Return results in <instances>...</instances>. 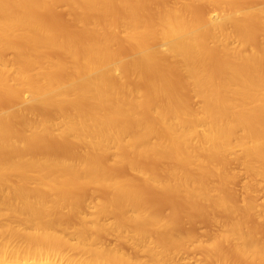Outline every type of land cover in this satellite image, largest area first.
Wrapping results in <instances>:
<instances>
[{
  "label": "bare ground",
  "instance_id": "6f19581e",
  "mask_svg": "<svg viewBox=\"0 0 264 264\" xmlns=\"http://www.w3.org/2000/svg\"><path fill=\"white\" fill-rule=\"evenodd\" d=\"M257 189L264 0H0V264H264Z\"/></svg>",
  "mask_w": 264,
  "mask_h": 264
},
{
  "label": "rangeland",
  "instance_id": "374dc122",
  "mask_svg": "<svg viewBox=\"0 0 264 264\" xmlns=\"http://www.w3.org/2000/svg\"><path fill=\"white\" fill-rule=\"evenodd\" d=\"M123 57H128L127 55H124ZM196 102V101H195ZM20 105H22V104H18V103H16V104H12V105H10V106H7V110H9V109H14V108H17L18 106H20ZM4 107H6V106H4ZM234 163V164H233ZM232 163V168H233V170H234V165H235V172H236V174H237V180L235 181V183H234V188L237 190V191H241V189L243 188L242 187V185L244 186V182H246L245 180H247V183L248 182H250L251 181V179L250 178H248V175L246 174V172L242 169V168H240L241 167V165L240 164H237L236 162H233ZM239 165V166H238ZM238 171V172H237ZM244 172H245V174H244ZM249 180V181H248ZM240 189V190H239ZM261 192V193H264V191L262 190V189H260V190H254L252 193V195L254 196V198L255 199H257V202L259 201V203L260 202H263L264 201V194H261V193H257V192ZM200 222H202V221H200ZM194 225V230H195V232L197 233V236L199 237V239L201 240V241H203V240H205L206 239V229H207V227L205 226V224H203V223H199V222H196V225L195 224H193ZM192 228H193V226H192ZM205 234V235H204ZM112 236V235H111ZM110 235H108V236H105L104 238H103V242L105 243V244H107V245H114V244H116V239H115V236L113 235V237H111ZM109 239V240H108ZM112 240V241H111ZM110 241H111V243H110ZM114 243V244H113ZM125 249L127 250V248L125 247ZM190 249H195V250H193V251H191ZM198 248H194V246L191 248H189V250H190V252L188 251V249L187 250H185L184 252H181L180 254H179V256L181 255H183L182 257L180 256L179 257V259H180V261L182 260V263H184V264H197L198 262L200 263V264H202L203 263V259L201 260V258L203 257V255H202V252L198 249ZM186 251H188V252H186ZM201 252V253H200ZM185 253H187V255L185 256L184 254ZM141 255H143L144 256V254L143 253H140L139 254V256L141 257V258H145V257H143V256H141ZM185 256V257H184ZM199 260H201L202 261V263H201V261H199ZM198 263V264H199Z\"/></svg>",
  "mask_w": 264,
  "mask_h": 264
}]
</instances>
